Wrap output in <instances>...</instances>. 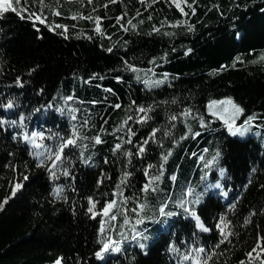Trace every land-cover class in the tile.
<instances>
[{"label":"trees","instance_id":"trees-1","mask_svg":"<svg viewBox=\"0 0 264 264\" xmlns=\"http://www.w3.org/2000/svg\"><path fill=\"white\" fill-rule=\"evenodd\" d=\"M8 3L0 264H261L264 0ZM151 76L167 80L147 88ZM224 97L249 119L246 138L207 113ZM73 131L50 172L49 149Z\"/></svg>","mask_w":264,"mask_h":264},{"label":"snow or ice","instance_id":"snow-or-ice-1","mask_svg":"<svg viewBox=\"0 0 264 264\" xmlns=\"http://www.w3.org/2000/svg\"><path fill=\"white\" fill-rule=\"evenodd\" d=\"M15 2L17 3V4H19L20 3V0H15ZM90 2H91V0H90ZM12 4H10V3H8V0H0V16H2V14L3 13H5V12H7V11H9L10 9H12ZM24 10L23 9H21V13L23 12ZM29 15H31V16H35V13H30ZM69 99H71V97H69ZM13 106V104H12V102L10 101L8 104H7V108H11ZM116 107H119V105H116ZM139 111L140 112H144L145 111V109H143V108H140L139 109ZM240 111V109H236V112H239ZM73 119H75V117H73ZM173 119H175V117H173ZM86 123V122H85ZM4 124H5V121H3V120H0V127H3L4 126ZM12 124H15V122H12ZM229 130L230 131H232V129H231V126L229 127ZM240 131V129H236V132H239ZM236 132H233L232 134L233 135H235L236 134ZM195 135H199V133H196ZM29 136L32 138L31 139V143L35 146V147H42L43 145H40V144H37L36 143V139L37 138H39L40 140H44L45 139V137H44V135H43V133H36V132H32V133H30V134H25V137H24V139L26 140V141H28L29 140ZM152 136H153V138H154V136H155V132H153V134H152ZM76 133H75V131H73V134H72V137H70V138H61V143L55 148V149H49V154H48V159H50L51 161H52V165H51V167L48 169L50 172L52 171V169H54L56 166H57V162L58 161H60L63 157H62V154H63V150H64V148H66V147H68V146H75V144H76ZM94 140H95V143H101V141H100V139H99V137H95L94 138ZM128 143H131V141L129 140V141H127ZM145 143H147V141H145ZM43 147H47V146H43ZM120 147V145H117L116 146V148H119ZM144 151V148L143 147H141L140 149H139V152H143ZM169 155H170V153H169ZM218 155V154H217ZM164 159L166 160L167 159V157L165 156L164 157ZM38 166H41V165H38ZM221 175H223V172H221ZM25 179H27V177H25ZM158 179V178H157ZM172 179H175V177H172ZM152 182H154V181H151L150 180V183H152ZM221 185L219 184V183H217L216 185H214V187H216V188H219ZM21 187V185L20 184H16L15 185V188L12 190L13 191V195L15 194V190L16 189H18V188H20ZM148 190V188H147V186H145V188L143 189V191H147ZM188 195H190L191 194V192H190V190H189V193H187ZM7 202V199L5 200V203ZM114 203L115 202H110L109 204H108V206L105 208V213H107V211H108V209H110V208H112L113 207V205H114ZM185 203H187V201H185ZM183 206V205H182ZM141 209L143 208V205H140L139 206ZM185 210H187V209H185ZM89 211H91V209H89ZM133 211L135 212L136 210L135 209H133ZM159 213H160V215L161 216H171V215H174V213H172V212H166L165 211V208L164 207H161L160 209H159ZM116 218V216H115V214H113V216H112V219H115ZM198 226H200L199 225V222H198ZM202 227V226H201ZM205 231H207V229H204ZM221 235L222 236H224V238L226 239L227 238V236L225 235V233L223 232V229H221ZM228 235H230V233H228ZM221 242H223V241H221ZM110 243H112V244H114L115 242L114 241H111V242H103V245H102V248H101V250L100 251H97L96 252V257H97V259H103V253L104 252H106V251H109V249H110ZM141 247H143V245H141ZM257 247H259V245H257ZM113 250H115V251H119V248L118 247H116V248H114ZM199 253H203L204 251H205V249H203V248H199L198 250H197ZM253 251L255 252L256 251V249L254 248L253 249ZM248 256L249 257H252V253L250 252V253H248ZM188 257H186V259H187ZM56 264H61V262H60V260H57L56 261ZM261 264H264V259H261Z\"/></svg>","mask_w":264,"mask_h":264},{"label":"rangeland","instance_id":"rangeland-1","mask_svg":"<svg viewBox=\"0 0 264 264\" xmlns=\"http://www.w3.org/2000/svg\"><path fill=\"white\" fill-rule=\"evenodd\" d=\"M173 1L175 3L179 2V0ZM166 80V76H151L144 80L143 83L147 88H149L153 86H160ZM236 109H240V111L236 112ZM206 111L208 114L219 119L231 136L238 138L247 137L250 128V121L246 118V116L242 117L241 107L234 102L232 98L224 97L220 99H211L206 104ZM230 126L232 131L229 130ZM236 129H240V131L236 132ZM233 132H236V134L233 135Z\"/></svg>","mask_w":264,"mask_h":264}]
</instances>
